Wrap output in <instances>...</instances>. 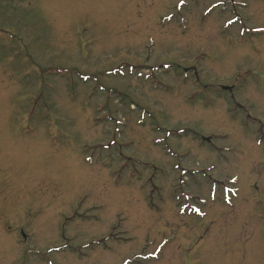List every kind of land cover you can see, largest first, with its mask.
Masks as SVG:
<instances>
[{
  "label": "rangeland",
  "instance_id": "rangeland-1",
  "mask_svg": "<svg viewBox=\"0 0 264 264\" xmlns=\"http://www.w3.org/2000/svg\"><path fill=\"white\" fill-rule=\"evenodd\" d=\"M0 264H264V0H0Z\"/></svg>",
  "mask_w": 264,
  "mask_h": 264
}]
</instances>
